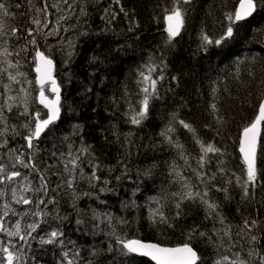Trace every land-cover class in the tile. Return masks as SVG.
<instances>
[{
	"label": "trees",
	"instance_id": "1",
	"mask_svg": "<svg viewBox=\"0 0 264 264\" xmlns=\"http://www.w3.org/2000/svg\"><path fill=\"white\" fill-rule=\"evenodd\" d=\"M40 1L42 3V0ZM238 1L192 0L190 5H184L183 7L187 9L185 25L171 44L167 43L164 17L165 9L172 7V0H121L120 5L112 3L111 0H90L87 24H77L73 17L67 20L71 25V30L67 28V33H62L63 29L59 26V31L48 36L47 39L38 38L37 47L42 52H46V55H50L53 60V77L60 87L63 107L61 118L54 126H50L54 130H46L41 138L35 141L38 148L37 162L42 160L51 162L54 159L52 152H56L57 155L63 152L67 157L69 144L73 150H76L81 146V140L84 144L91 145L103 167L98 175L110 181L109 187L114 188L115 193L101 196L106 204L84 197L78 201V207L84 209L89 216L91 208H96L98 211L110 212L114 217L124 218L128 224H117L116 227L118 231L123 229L127 233V238L176 246L185 242L183 232L186 230V225L196 222L202 226L206 225L209 229L212 227L210 221L203 220L202 208L194 209L175 229L162 227L158 230L149 227L147 220L149 207H156L154 204H149V198L161 196L162 189H166L167 192L180 190L179 184L169 186L168 172L173 160L182 176L192 177L193 182L198 183L194 179L192 169L198 168L196 157L200 154V148L194 143L192 135L178 123L175 124L177 128L175 136L185 146L191 167L184 165V161L179 159L175 150L169 149L167 145L161 146L163 137L160 133L169 125L173 114L178 120L190 122L205 144L212 143L225 153L223 157L209 153L203 171L211 175L217 167L218 159L226 161L228 168L226 177L233 180L231 187L234 200L223 202V193L213 192L212 195L222 202V210L234 226L241 222V216L236 213L240 201V189L235 187V178L231 176V172L241 174L243 165L238 151L239 138L244 126L252 120L261 94V87L258 85H260L259 69L264 66V10L256 12L251 20L241 22V26L237 27L236 39L223 47H209L207 51L201 49L197 52L193 47L195 44H202V41L191 39L192 36L200 37L202 31L211 37L217 36L221 31V25L227 24L223 13L225 11L234 13ZM16 2L17 0H0V3H5L10 7V11L16 13V18L8 20L7 23L33 27L26 23L28 16L19 15L30 7L28 0H19L22 5L20 9L15 8ZM32 3L36 5V0H32ZM110 4L111 10L116 13V19L107 25L108 31L97 35L106 27L101 16ZM121 6L129 13L128 17L120 12ZM130 26L133 28L132 31L128 30ZM53 27H56V20ZM85 29L90 34L78 36L79 32ZM77 36L75 55L71 63L65 66L66 55L61 46L69 38ZM16 43L15 40L10 41V44ZM31 50L29 46L27 54H32ZM249 50L253 51L249 52ZM62 57L63 63H61ZM18 58L21 57L13 56L11 59L15 61ZM150 58L156 65L161 67L166 65L165 78L157 85L159 98L150 100L148 116L141 125L137 126L131 123L128 104L122 97L127 87L128 98L133 102L140 99L137 95L139 92L136 84L137 70L147 64ZM237 68L241 71L242 82H237L233 78L232 73ZM250 68L257 70L255 81H250L247 76ZM157 75L158 73H153L154 78ZM172 77H176V80ZM4 78L7 80L6 76L0 77V92L4 91L2 87ZM213 89L217 91L214 93ZM214 96L218 98L220 114L226 120L219 135L215 131L218 126L210 108ZM135 106L138 108L139 104ZM36 109L44 113L32 98L30 112ZM17 110V108L13 109V113L4 110V113L10 118V123L19 125L24 120L23 117L12 119ZM74 125L82 127V130L75 135ZM126 136L127 141L130 142L125 141ZM6 138L9 140L8 148H20L24 144L21 137H16L15 144L10 142L11 136ZM152 145L156 147L153 148ZM6 151L7 149H0V161L7 164ZM121 160L123 164L118 163ZM124 165L127 166V175L117 181L115 177L125 171ZM58 167L62 169L63 165ZM83 167L85 173L91 172L87 163ZM149 168L152 169V175L146 177L143 172ZM109 169L112 171L109 172ZM20 171L26 170L20 168ZM50 179L55 182L58 178L51 176ZM260 185H264V180H261ZM79 188L90 191L86 181H80ZM57 199L61 201V215L72 214L62 225L49 219L47 224L41 225V228L51 230L53 227H61L65 232L62 239L65 242L75 241V245L82 248L84 256H87V249L91 245L106 247L107 238L104 235L100 239L90 235L83 238L81 231L76 230V217L70 207L69 198L58 196ZM124 202L128 204L127 208L122 206ZM51 207L49 205V208ZM242 207L246 215L250 211L253 216L264 219V190L261 186L257 187L255 203ZM163 210L170 211L171 203L169 202ZM102 227L107 226L102 225ZM102 241L104 243H101ZM47 246L49 252L55 254L50 264H57L61 258V247ZM72 247L69 244L65 250ZM195 247L203 256V261L198 264H213L218 258L211 247L200 244ZM261 247H264V241ZM131 258L136 264H154L144 257L133 255ZM104 264H108L106 259Z\"/></svg>",
	"mask_w": 264,
	"mask_h": 264
},
{
	"label": "snow or ice",
	"instance_id": "2",
	"mask_svg": "<svg viewBox=\"0 0 264 264\" xmlns=\"http://www.w3.org/2000/svg\"><path fill=\"white\" fill-rule=\"evenodd\" d=\"M111 2L116 5L121 4V0H111ZM28 3L30 7L26 11L20 12L19 15L21 17L28 16L26 23L33 27L7 23L8 20L16 18V13L10 11V7L5 3H0V77L6 76L8 81V83L2 84L4 94L12 91V84H21L18 77H24L25 82L31 84L32 82L27 80L26 74L19 71L22 66L21 59L15 61L11 59L13 56L22 58V54L29 52V46H31L34 51L33 59L37 62V72L40 73L41 68H44V73L39 75L36 80L39 85V96L36 102L43 109H46V112L42 114L38 109L30 112L31 92L23 87L19 89L22 95H8L3 104L0 105V126H2L0 127V149H7L5 155L8 159L7 164L0 161V186L16 185L9 189L11 202H4L0 205V208L3 209L2 214H0V234L8 237L7 242L0 241V264H29L32 259L29 256L31 242L36 239L33 234L37 233L38 229L46 232V238L44 236L39 238L41 245L61 247V258L57 264H104L105 259L108 264H136L131 258L133 255L150 257L151 260L155 261V264H198V262L203 261V256L195 247L197 244L212 248L218 257L213 261V264H264V247H261L262 241H264V219L253 216L250 211L246 215L245 209L242 207L255 203L258 185L264 190V185H260L261 180H264V132H262V128H264V66L259 69L260 85L258 86L261 87V94L258 97L255 114L252 120L244 126L239 138V153L243 168L240 170V175L235 171L231 172V176L235 178V187L240 189V201L236 208V213L241 216L240 224L235 226L232 224L222 210V202L212 195L213 192L223 193V202L234 200L231 187L233 180L226 177V173H228L226 161L218 159L217 167L211 175H207L203 171L209 153L219 157H223L225 153L212 143L205 144L196 134V129L190 122L183 119L178 120L173 114L169 125L160 133L163 137L161 146L167 145L169 149L175 150L179 159L184 161V165L191 167L185 146L175 136L177 132L175 124L178 123L180 127L190 133L194 143L200 148V154L196 157L198 168L192 169L194 179L198 183H194L192 177L182 176L175 160H173L168 172L169 186L179 184L180 190L167 192L166 189H162L161 196L149 198V204L156 205V207H149L147 216L149 227L158 230L162 227L175 229L181 221L187 219V216L194 209L201 208L204 212L203 220L210 221L212 227L209 229L206 225L202 226L196 222L186 225V230L183 232L185 242L182 246L175 248L127 238V233L123 229L118 231L116 227L117 224H128L124 218L114 217L110 212L98 211L96 208H91V215L89 216L84 209L78 207V201L84 197L96 199L100 204H106L107 202L101 199V196L107 193H115V189L109 187L110 181L107 178L102 179L98 175L103 167L91 145L84 144L81 140V146L73 150L69 144L67 157L63 152L59 155L52 152L51 155L54 159L51 162L42 160L38 163L36 156L38 148L35 141L39 140L46 130H54L50 126H54L61 118L63 107L60 87L51 76L53 60L50 55H46L37 47L38 38L47 39L48 36L59 31L61 21H67L73 17H75L77 24H87L90 0H59V3L50 6L45 0V4L40 7L33 4L32 0H28ZM191 3L192 0H172V7L165 9L164 19L167 22L165 31L167 32L168 44H171L180 35L181 29L185 25V13L187 11L183 6ZM21 7V3L17 0L15 8L20 9ZM50 7L56 8L61 14L57 17L56 27L45 32L44 30L48 29L50 24L48 20ZM65 10L68 14H65ZM261 10H264V0H239V7L235 8L234 13L231 11L223 13L227 24L221 25V31L217 36L211 37L206 32H201V49L207 51L209 47L220 48L229 44L236 39L237 27L241 26V21ZM120 12L124 13L125 17L129 16V13L122 6ZM115 19L116 13L111 10L110 4L108 8L104 9V15L101 16L106 27L101 29V33H97V35L108 31L107 25H110ZM128 30L132 31L133 28L130 26ZM64 31L66 32L68 29L65 28ZM89 34L85 29L80 31L78 36H88ZM78 36L69 38L61 46L66 55L65 66L71 63L75 55ZM13 40L17 43L10 44V41ZM165 67L166 65L164 67L156 65L150 58L147 64L137 70L136 84L139 87L137 95L140 97L137 101L133 102L128 98V89L125 87V95L122 99H125L128 104L133 125L142 124L148 116L150 100L159 98L157 85L165 78ZM153 73H158V75L154 78ZM232 75L237 82H242L239 68ZM247 76L250 81H255L257 70L250 68ZM172 79L176 80V77H172ZM45 81L51 82L50 91L55 94L54 99L45 94ZM216 91L217 89H213L214 93ZM10 101H15V103H10ZM136 104H139L138 108L135 106ZM14 108L18 110L13 114L12 119L24 118L19 125L10 123V118L4 113V110L13 113ZM210 108L218 126L215 131L219 135L226 120L220 114L219 100L215 96ZM73 128L74 135L82 130L80 125H74ZM8 136L13 139L21 137L24 144L20 148H8L9 140L6 138ZM125 141L130 142L127 141V136ZM151 147L155 148L156 145ZM85 163L91 168L90 173H85L83 167ZM118 163L123 164V161ZM58 165H63V168L60 169ZM20 168L26 171L21 172ZM124 168L125 171L115 177L117 181L127 175V166L124 165ZM111 171L112 169H109V172ZM143 175L150 177L152 169H146ZM51 176L57 177V181L53 182L50 179ZM80 181H86L88 187L93 191L80 189ZM53 183H55L54 187ZM26 193H31V195H25ZM4 196L5 191L0 188V198ZM58 196L69 198L70 207L76 217V230L81 231L83 235L92 237L103 234L107 238L106 247L91 245L87 249V256H84L82 248L76 246L75 241L65 242L62 239L65 232L61 227H53L51 230L41 228V225L47 224L49 219L57 221L58 225H62L68 221L69 215L72 214L61 215V201L57 199ZM169 202L171 203V210L166 212L163 209ZM12 204L29 207L18 213L11 207ZM49 205L52 207L49 208ZM122 206L127 208L128 204L124 202ZM9 213L21 218L15 220L11 227L5 221ZM25 217L29 218L31 222L22 225L21 220ZM102 225L107 227H102ZM69 244L73 247L65 250Z\"/></svg>",
	"mask_w": 264,
	"mask_h": 264
},
{
	"label": "bare ground",
	"instance_id": "3",
	"mask_svg": "<svg viewBox=\"0 0 264 264\" xmlns=\"http://www.w3.org/2000/svg\"><path fill=\"white\" fill-rule=\"evenodd\" d=\"M41 3L40 0H36V6L40 7V6H43L45 4V0H42V3L41 5L38 4V3ZM47 4L50 6L52 4H56V3H59V0H46ZM239 2V1H238ZM238 5V3H237ZM237 5H236V8H237ZM61 7H64L63 5H61ZM61 13L59 11H57L56 8H51L50 7V11H49V16H48V20L50 21V24H49V28L48 29H45L46 32L50 31L52 26H54V22L55 20H57V17L60 15ZM65 14H68L67 11L65 12ZM255 14V13H254ZM254 16V15H253ZM253 16L249 17L248 19L244 20V21H249L253 18ZM244 21H241V22H244ZM60 28L63 29L62 33L65 32L64 29L65 28H71V25L70 23H68L67 21H61V24H60ZM77 30V29H76ZM67 33V31L65 32ZM191 39H200V37H195V36H192ZM195 49V51L199 52L201 50V44L198 43V44H195V46L193 47ZM250 51H253V50H249ZM166 71V69H165ZM18 79H20V77H18ZM5 81V78L4 80ZM34 86L33 88H36V81L34 80ZM13 87L15 88V91L14 93H20L19 92V89L23 86H21V84H12ZM50 92V90L48 88L45 87V94H48ZM39 95V88H37V91H36V94H35V97H37ZM6 95L4 94V91L3 92H0V102L3 104V99ZM10 139V137H9ZM11 143L15 144L16 143V138H11ZM239 150V148H238ZM23 172V171H21ZM90 191H93V189H90ZM28 195H31V193H26ZM0 205H2V202L0 201ZM2 211L3 209L0 208V214H2ZM103 234H100V235H97L96 239H100L101 236ZM86 235H83V238H85ZM8 239V237H6L5 235L3 234H0V241H3V242H6V240ZM147 242H152V241H147ZM156 241H153V243H155ZM29 256L32 258L30 261H29V264H50V260L52 258H54L55 254L54 253H51L49 252V249H48V246L46 247V245H41L39 243V240H32L31 242V251L29 252Z\"/></svg>",
	"mask_w": 264,
	"mask_h": 264
},
{
	"label": "rangeland",
	"instance_id": "4",
	"mask_svg": "<svg viewBox=\"0 0 264 264\" xmlns=\"http://www.w3.org/2000/svg\"><path fill=\"white\" fill-rule=\"evenodd\" d=\"M67 10H65L66 12ZM71 30V28H70ZM46 32V30H44ZM32 54H27V53H23L22 54V58H18L21 59V64L22 66L19 68V71L24 72L26 74L27 80L31 81L32 83L29 84L27 82H25L24 77H20L21 80V86H23V88L29 89L31 92V101L32 98H35V94L37 89L33 88L34 86V73H33V66H34V59H33V50H31ZM61 63H63V57L61 60ZM4 83H8L7 80L4 81ZM12 91L5 94L6 96L4 97L3 101L7 98L8 95H13V96H17V95H22V93H14L15 88L13 87V85H11ZM10 103H15V101H10ZM16 109V108H14ZM12 186H16V185H10V186H0V188H3L5 191V196L3 198H0V201L2 202V204L4 202H11V192H10V187ZM12 208H14L18 213L23 211L25 208L29 207V206H21V205H15L12 204L11 205ZM17 219H21L19 216H12L11 213H9V216L5 218V221L8 223L9 227H11L12 223L17 220ZM33 219V218H32ZM31 222V220L27 217H25L24 219L21 220L22 225L25 223ZM91 226V225H89ZM106 226V225H104ZM49 230V229H46ZM34 236H36V240H39L40 237L44 236L46 238V232L45 231H41L38 229L37 233L33 234ZM8 241V239L6 240V242Z\"/></svg>",
	"mask_w": 264,
	"mask_h": 264
},
{
	"label": "water",
	"instance_id": "5",
	"mask_svg": "<svg viewBox=\"0 0 264 264\" xmlns=\"http://www.w3.org/2000/svg\"><path fill=\"white\" fill-rule=\"evenodd\" d=\"M239 7V3H238V6H237V8ZM166 27H167V22H166ZM36 67H37V62H36ZM36 67L34 68V71H35V73H36V77H35V81L37 80V78H38V76L39 75H42L43 73H44V68L42 67L41 68V72L40 73H38L37 72V70H36ZM51 76H52V78L54 79V77H53V67H52V71H51ZM55 80V79H54ZM56 81V80H55ZM50 84L49 85V89H51V87H52V85H51V82L50 81H45V83H44V85H46V84ZM56 84L58 85V83H57V81H56ZM38 85V84H37ZM39 86V85H38ZM59 86V85H58ZM61 91V90H60ZM51 92V91H50ZM53 93V92H52ZM39 96V95H38ZM55 98V97H54ZM53 98V99H54ZM242 132H243V130L241 131V134H240V137H241V135H242ZM239 151V150H238ZM240 154V153H239ZM142 241V240H141ZM142 242H146V243H153V242H147V241H142ZM156 244H158V243H156ZM158 245H160V246H162V247H171V248H175V247H179V246H182V245H176V246H165V245H161V244H158ZM136 256H138V255H136ZM141 257V256H140ZM144 258H147V259H149L150 261H152L154 264H155V261H153V260H151V258L150 257H144Z\"/></svg>",
	"mask_w": 264,
	"mask_h": 264
}]
</instances>
